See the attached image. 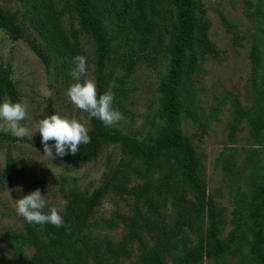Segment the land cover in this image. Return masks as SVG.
<instances>
[{
	"label": "trees",
	"instance_id": "16d2710c",
	"mask_svg": "<svg viewBox=\"0 0 264 264\" xmlns=\"http://www.w3.org/2000/svg\"><path fill=\"white\" fill-rule=\"evenodd\" d=\"M7 1L19 3L23 10L0 4V29L11 40L27 44L46 72L59 62L65 78L73 81L69 61L83 56L79 34L93 42L92 74L98 97L107 93L117 64L123 62L126 71L122 76L127 74L135 43L165 48L168 53L167 74L158 83L153 133L140 139L105 126L87 113L91 143L80 145L75 156H57L52 162H90L112 144L119 145L121 157L91 192L76 187L64 190L67 202L60 214L62 227L32 223L25 232L7 233L5 239L17 255L22 245L32 248L30 255L23 254L14 264H123L133 254L134 243L141 264H166L168 259L171 264H204L206 260L209 264H264V158L259 154L264 149V73L260 72L259 45L254 43L250 50L254 92L249 107L232 93L213 105L216 113L221 103L231 99L229 141L235 142L236 131L246 120L253 159L249 192L241 189L232 161L224 158L225 174L235 184V200L233 227L223 237L225 208L207 192L202 156L182 130L183 113L193 115L191 98L184 97L182 88L193 74L197 58L215 51L200 0H66L60 9L49 5V0ZM225 27L237 43L236 29L228 21ZM122 90L120 79L117 94ZM5 98L18 102L19 92L9 69L0 65V103ZM20 140L43 148L42 139L17 138L10 131H0V143ZM9 169L8 160L2 178L6 179ZM134 174L143 178L142 182L132 183ZM108 195L124 200L126 211L117 209L107 217L97 216L96 208ZM170 207L174 213L169 219ZM43 212L50 213L48 206ZM114 228L122 231L116 240L100 235L102 229ZM185 228L198 235L196 242H191ZM0 264L11 263L0 260Z\"/></svg>",
	"mask_w": 264,
	"mask_h": 264
},
{
	"label": "rangeland",
	"instance_id": "374dc122",
	"mask_svg": "<svg viewBox=\"0 0 264 264\" xmlns=\"http://www.w3.org/2000/svg\"><path fill=\"white\" fill-rule=\"evenodd\" d=\"M65 1L49 0V5L60 9ZM200 2L205 9L204 17L209 22L208 39L213 43L215 51L203 53L197 58L196 68L186 87L182 88L184 97L191 98L193 113H183L182 130L202 156L207 192L225 208L226 224L222 230L224 237L233 227L231 218L235 200V184L225 174L224 158L232 161L241 189L249 192L252 191L250 185L253 159L250 155L249 127L246 120L238 127L235 142L229 141V124L233 116L231 99L221 103L216 113L213 105L217 100L221 101L227 93L236 95L244 106L250 105L254 92L250 76V50L254 43L260 47V72L264 73V15L261 14L264 11V0ZM0 4L8 9L23 10L22 5L13 1L0 0ZM226 21L236 29L237 43L226 29ZM72 22L77 27V22ZM65 24L68 25V20ZM29 29L36 35L31 26ZM78 37L80 53L87 59L88 77L94 78V44L81 34ZM166 41V38L163 39L164 43ZM132 49V66L122 76L126 65L123 62L117 64L107 90V93L114 96L113 109L123 117L111 127L134 134L140 139H147L155 128L160 97L158 83L167 74L168 53L165 48H154L150 44L140 46L135 43ZM0 65L9 69L10 76L18 87V102L26 105L27 118L20 121L29 130V135L24 138L42 139L39 131H36L39 120L55 113L62 118H75L86 128L89 126L87 112L77 109L65 95L74 82L65 78L60 63L55 62L50 71L46 72L43 63L27 44L21 40H11L1 29ZM120 79L123 90L117 94ZM259 154L264 158V149ZM120 157L119 145L112 144L90 162L55 164L50 157L44 155L43 148L34 146L27 140L0 143V260L14 264L23 259V254L30 255L32 252V248L22 245L23 250L17 255L5 239L7 233L25 232L26 226L32 224L17 214L16 200L39 188L49 212L56 208L61 214L67 202L64 190L76 187L91 192L106 170L116 165ZM8 160L10 169L5 179L1 177V173ZM142 180L143 178L134 174L132 183H140ZM126 205L121 198L108 195L96 208L95 214L107 217L113 210L126 211ZM168 213L170 219L174 213L173 208L170 207ZM185 231L191 242H196L198 235L189 228H185ZM121 232V228L102 229L100 235L107 234L112 240H116ZM134 248L133 254L123 264H141L137 243H134ZM166 264H171V260L168 259ZM204 264H209V261L206 260Z\"/></svg>",
	"mask_w": 264,
	"mask_h": 264
},
{
	"label": "clouds",
	"instance_id": "9594fccd",
	"mask_svg": "<svg viewBox=\"0 0 264 264\" xmlns=\"http://www.w3.org/2000/svg\"><path fill=\"white\" fill-rule=\"evenodd\" d=\"M69 63L71 65L69 75L75 81L65 93L70 102L77 109L87 112L89 117L98 118L105 126L117 124L123 117L112 107L114 96L111 93H104L98 97L95 80L88 77L86 57L77 55ZM27 115L25 104L5 100L0 103V121H2L0 131L5 133L10 131L17 138L28 136L29 130L20 124ZM36 131H39L42 137L44 155L52 159L67 154L75 156L80 151V145L91 143L89 130L84 124L75 118H62L56 113L39 120ZM50 141H54V145H50ZM45 207L46 201L39 188L16 200L17 214L26 222L50 223L57 228L62 227L64 219L57 209L52 208L49 214H44Z\"/></svg>",
	"mask_w": 264,
	"mask_h": 264
}]
</instances>
